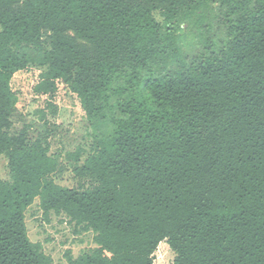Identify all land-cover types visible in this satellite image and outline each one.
Segmentation results:
<instances>
[{
    "label": "trees",
    "instance_id": "16d2710c",
    "mask_svg": "<svg viewBox=\"0 0 264 264\" xmlns=\"http://www.w3.org/2000/svg\"><path fill=\"white\" fill-rule=\"evenodd\" d=\"M202 9L225 38L180 56L177 24ZM31 63L36 93L64 83L110 121L84 162L67 155L91 187L56 183L46 140L11 132ZM1 155L0 264H54L28 234L36 198L95 233L69 264H155L162 241L173 264H264V0H0Z\"/></svg>",
    "mask_w": 264,
    "mask_h": 264
},
{
    "label": "rangeland",
    "instance_id": "374dc122",
    "mask_svg": "<svg viewBox=\"0 0 264 264\" xmlns=\"http://www.w3.org/2000/svg\"><path fill=\"white\" fill-rule=\"evenodd\" d=\"M219 3L215 4L217 7ZM206 10L192 12L181 18L177 24V54H193L201 50L204 40L209 37L214 42L225 38V31L216 16L204 17ZM155 17L163 21L161 11ZM48 35L43 36V45H48ZM42 67L31 63L18 74L13 81V89L18 102L12 115L11 132L26 130L31 140L42 138L49 146V154L59 161V169L50 177L56 183L71 188L84 189L91 187L90 178H81L74 172V163L67 155L77 148L84 150L81 163L93 152L97 144V136L110 128V121L92 122L81 106L80 100L69 87L59 84V89L51 101L46 95L38 94L35 85L39 80ZM51 104H48L50 103ZM41 111L46 115L42 116ZM11 179L8 158L0 156V180ZM26 225L32 242L40 243L43 251L53 258L54 264H69V258H77L84 252L97 247L95 233L86 231L75 222H71L65 214L51 211L45 215L36 198L26 212ZM175 253L167 241H162L154 253L155 264H173Z\"/></svg>",
    "mask_w": 264,
    "mask_h": 264
}]
</instances>
